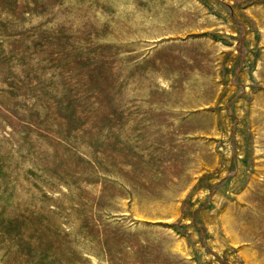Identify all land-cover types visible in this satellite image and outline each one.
<instances>
[{"label": "rangeland", "instance_id": "1", "mask_svg": "<svg viewBox=\"0 0 264 264\" xmlns=\"http://www.w3.org/2000/svg\"><path fill=\"white\" fill-rule=\"evenodd\" d=\"M0 264H264V0H0Z\"/></svg>", "mask_w": 264, "mask_h": 264}]
</instances>
